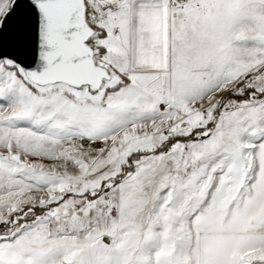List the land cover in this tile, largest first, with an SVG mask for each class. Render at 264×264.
Here are the masks:
<instances>
[{"label":"snow or ice","instance_id":"6c2138e0","mask_svg":"<svg viewBox=\"0 0 264 264\" xmlns=\"http://www.w3.org/2000/svg\"><path fill=\"white\" fill-rule=\"evenodd\" d=\"M0 264H264V0H0Z\"/></svg>","mask_w":264,"mask_h":264}]
</instances>
